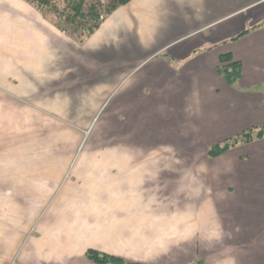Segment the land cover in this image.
<instances>
[{"label":"crops","instance_id":"crops-1","mask_svg":"<svg viewBox=\"0 0 264 264\" xmlns=\"http://www.w3.org/2000/svg\"><path fill=\"white\" fill-rule=\"evenodd\" d=\"M0 23L48 89L95 110L113 98L118 150L96 153L125 158L71 186L70 170L0 161V264H93L88 251L129 264H264V166L248 159L264 157V138L201 155L264 127V0H131L80 45L22 0H0ZM224 55L242 66L234 86L217 70Z\"/></svg>","mask_w":264,"mask_h":264},{"label":"rangeland","instance_id":"rangeland-1","mask_svg":"<svg viewBox=\"0 0 264 264\" xmlns=\"http://www.w3.org/2000/svg\"><path fill=\"white\" fill-rule=\"evenodd\" d=\"M22 1L56 27L54 22L31 4ZM2 29L8 28L0 23V30ZM3 33L4 30L1 31L2 38L0 37V92L6 93L8 100L0 105V161L13 160L15 171L26 168L30 172L42 171L43 166L45 171L70 170L72 176L67 178L66 183L70 186L90 179L93 182L94 177L103 178L102 167L106 164H123V156L97 154L118 150L113 122L106 120L112 111L113 98L102 109L95 110L86 108L83 95H71L70 99L69 96H64L62 90L48 89L49 82L46 81L48 78L45 72L35 73L41 67L21 66L23 57L19 60L10 52L9 35L5 33L4 36ZM77 35H71V38L66 36L77 44L80 40ZM16 94L18 98L15 97ZM250 149L258 150L255 145ZM201 152L203 156L208 154V150ZM259 155L257 151L248 157L252 164L255 163V168L264 166V157ZM152 156L159 158L158 155ZM51 166L54 168H50ZM87 168H93V171L90 173L85 170ZM260 170H264V167ZM78 180L81 182H77ZM259 181L258 191L263 196L260 199L264 200V174Z\"/></svg>","mask_w":264,"mask_h":264},{"label":"trees","instance_id":"trees-1","mask_svg":"<svg viewBox=\"0 0 264 264\" xmlns=\"http://www.w3.org/2000/svg\"><path fill=\"white\" fill-rule=\"evenodd\" d=\"M32 5L40 13L44 14L56 26V28L66 33L67 36H75L77 41L83 44L93 35L102 22L115 10L119 9L131 0H24ZM264 26V24H263ZM245 33L238 36L240 38ZM71 38V37H70ZM220 66L217 68L219 75L227 81L230 86L237 84L241 79L242 69L239 62H233L229 55L220 57ZM264 138V127L251 128L239 134V136L229 139L208 148V157L216 159L228 151L237 147L249 145L254 141ZM87 260L93 264H129L123 259L106 256L93 251L85 254Z\"/></svg>","mask_w":264,"mask_h":264}]
</instances>
